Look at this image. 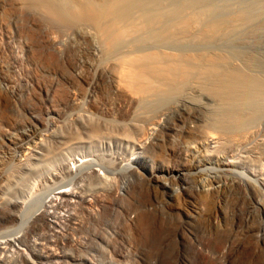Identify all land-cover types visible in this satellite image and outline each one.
<instances>
[{"label":"rangeland","instance_id":"rangeland-1","mask_svg":"<svg viewBox=\"0 0 264 264\" xmlns=\"http://www.w3.org/2000/svg\"><path fill=\"white\" fill-rule=\"evenodd\" d=\"M20 2L18 0H0V155H4L6 152V155H4V159H6L11 150L14 155L18 153L15 156L19 158L18 160L14 158L6 159L0 165V174L4 175L0 182V197H2L0 198V217L4 214V206H9V203L12 205L16 201L20 203L18 208L23 209L31 207L38 201L45 208L46 212L48 211L47 219L49 223L44 224V226H41L42 228L36 230H32L29 225L26 229L27 233H22L18 239L20 240L21 237L23 240H33V242L30 241L31 244L36 242V245H33L38 247L43 246L44 249L41 247L43 255L51 253L46 258L47 260L49 259V262L51 257L52 259L57 258L59 261L62 258L65 259V253L66 255H75L77 253L73 248L66 247L67 245L60 246L58 244L60 246L59 248L57 244H53V240H88V238H92L93 240H106L107 236L110 238H108L109 240H118L120 242L118 244L119 247L122 243L121 245L128 247L129 250L132 249L135 254L133 259L129 261L133 262L132 264H264V188H262L257 180L258 177L264 179L263 160L260 162L257 157L247 152L248 150L243 146L237 147L236 145V148L234 142H232L233 138L231 139V135L228 136L222 133L221 135L214 131L216 134L218 133V136L214 134V137H212V130H210L211 136L208 137L210 139L212 138L214 142L206 141V144L205 141L201 143L193 141L190 145L194 148L188 150L190 153L186 151V159L193 160L195 157V160L201 162V171L198 172L197 176L190 175V182H188L189 180L187 181L188 183L183 181V184L197 194L196 188L202 185L211 187L212 184H217V182L227 183L226 185H230V187L227 186L220 191L221 193L218 192L216 204H208L202 201L198 194L195 201H186L181 194L182 190L178 184L180 182L176 181V183H172V189H170L169 193L163 196L167 198L165 200L166 202L160 200L159 197V201L162 203L158 202L156 209L134 212L132 219L129 220L132 223L131 225L128 218L125 217L124 220V214L113 225H111L110 221H107L108 224L101 223V219H104L102 217L99 218V214L103 210L95 205L94 209H91L89 212L98 218L97 222L100 219L98 229L96 225L93 228L95 231L92 229L91 233L83 231L82 233L75 234L73 232L70 227L71 218L75 216L74 213L77 215V211H79L76 210L79 205L77 204L78 201L80 199L90 200L94 188H100V182H102L105 176L107 178L110 177L108 179L120 187V191L125 193V197L130 206L134 202L145 203L150 199L149 188L146 184L141 183V179L144 178L143 171L149 174L156 171L157 168L151 167V164L148 163V168L145 165L146 168L139 169V171H142V175L140 173L134 174L132 170L120 172L122 162L127 163L130 159L133 160L135 166H141L143 165L142 160L145 155L152 159L156 158L155 166L170 164V166H179L182 159L179 162L167 154L169 151L166 149L168 144L165 148L167 153L164 152L160 155L156 153L158 149L154 154L152 151L150 153H146V151L140 153L143 149L134 148L131 144H127L121 140H110L100 136L89 139L85 135L86 133L81 131L84 129V122L88 124L94 120L96 122L100 120L99 123L101 124L103 121H108L107 123H109L111 128L116 123L115 128H112L113 133H116L118 131V123L126 122L132 116V113L126 112V109H124L128 108V100L114 94L106 83L98 82L95 84V88L90 87L88 89L89 84L87 82L92 79L95 80V78L91 74L92 72H88L89 70L83 66V62L88 60V56L85 49L86 41L78 33V27L75 29L73 25L63 26L62 24L46 21L43 18V13L36 7L33 9V7L28 6L29 9L27 8L26 10L27 5ZM95 81H99V78ZM3 88L5 89L3 90ZM87 91H89L88 94ZM198 97L197 102L202 104L204 102L205 106L210 102L207 96L198 95ZM119 101L122 102V105ZM5 104H8L11 109H8ZM168 104L164 106L165 108L167 107L166 109L164 107H157L154 110L152 115L143 122L142 134L134 136V141H138V139L145 140L147 135L155 139H162L163 137L169 141L178 140L181 138L179 134L172 132L168 134V127L175 126V128L178 127L181 130L186 125H194L197 128L198 125L203 123V121L199 122V119L197 121L194 118H187L185 113L188 109L193 110L191 107H187L186 109L181 104ZM132 109H134V106H132ZM196 110L194 108V111L199 114V118L203 119L205 115L203 110H199V107ZM152 118L155 121L159 119L161 122L158 120L159 122L157 121L156 124H154L155 122L151 123ZM151 124H153V128ZM79 130L83 133H81L83 136L81 135L82 138L76 141L77 143L75 142V145L72 144L62 149L55 147L56 139L61 133L69 136L71 133L79 132ZM215 136L218 138H215ZM255 138L256 140L257 138L261 139V136L256 137L255 135ZM23 139H25L24 141L28 140L25 146L29 147L24 149L27 154L23 150L21 155L22 151L16 145H19ZM215 140L220 142H215ZM33 142L38 144H34ZM255 144L260 146L257 141ZM47 145L52 149L48 155H46L47 153L45 151ZM198 152L201 153L199 154ZM243 154L246 157L242 156ZM249 154L253 158H248L250 157ZM217 155L221 158L225 157L226 160H232V165H219L216 160ZM253 162L256 163L253 164ZM257 162L259 163L258 165H256ZM85 163H88V165ZM74 164H79L77 165L78 169L72 167ZM103 164L108 165L112 172L109 169L108 172H105L101 166ZM69 167L72 171H68ZM221 168L227 169L221 170ZM239 171L246 172L250 176L251 181L243 182L240 179ZM5 172L6 174H4ZM79 173L81 174L79 175ZM193 176L196 178V181ZM100 177L101 179H99ZM235 179L239 180L236 181ZM139 180L141 181L140 183ZM166 181L168 180L166 179ZM170 181L171 179L168 182ZM238 182H242L243 184L238 187L239 190L234 187ZM258 184L260 186H257ZM8 187L11 189L6 191ZM16 187L18 188L16 189ZM131 191L134 194H131ZM141 195L143 196L141 197ZM9 197L10 199L7 200ZM9 200L11 201L7 203ZM13 200L15 201L12 202ZM132 200L134 201L132 202ZM80 211L79 214L81 213L82 215L80 214L81 217L78 218L80 220L76 221L89 224L86 212L83 210ZM125 221L128 222L125 223ZM2 222L5 223L4 221ZM128 223L129 225H127ZM14 224L16 225L14 222H8L4 226L0 225V231L2 232L3 229L5 231L11 226H14ZM107 230L109 232L106 234L105 231ZM68 231L71 232L69 233ZM95 232L96 234H94ZM10 239H14V236L10 237ZM0 240L3 239L0 238ZM49 240L50 242L52 240V245ZM48 242L50 245H48ZM1 246L4 247L5 245L2 244ZM18 247L23 252L28 251V249L23 248V245L20 246L16 243V249L12 247L5 248V250L7 249L6 253L5 251H1L2 257L5 254L8 256L13 255L14 257L18 254ZM54 249H58V251ZM91 253L94 254V252ZM29 254L27 255L28 258L30 257ZM68 258L66 257L68 261L63 259L66 264H76L80 261L84 263L89 260L88 258L85 260V258L80 257V259L74 258L75 260L72 258H69V260ZM43 260L41 261L42 263H38L47 264V260ZM91 261L94 264L104 263L102 259L96 260L92 258ZM0 264H3L2 260ZM85 264H88V262H85Z\"/></svg>","mask_w":264,"mask_h":264},{"label":"bare ground","instance_id":"bare-ground-1","mask_svg":"<svg viewBox=\"0 0 264 264\" xmlns=\"http://www.w3.org/2000/svg\"><path fill=\"white\" fill-rule=\"evenodd\" d=\"M18 1H21L20 3L23 2L25 3V5H27L26 10L28 6H30L31 8L33 7V9H35L34 7H36L38 10H40V12L43 13V18L46 21L48 20L51 21V23L54 22L55 24H62L63 26L73 25L75 29L78 27V33H80L81 37H83L86 41L85 49L88 56V60L83 62V66H85L86 69L89 70L88 72H92L91 74H93L95 80L99 78V81H95L92 79L91 81L87 82L89 84L88 89L90 87H94L98 82L103 84L106 83V85L114 94L128 100V108L124 109H126V112L132 113V116L129 120L127 119L128 121H123V123L121 124L120 122L118 123V131L116 133H113L112 130V128H115L116 123L115 125H113L114 127L111 128L109 126V123H107L108 121H103L101 122V124L99 123L100 120L97 122L94 120L93 122H90L88 124L84 122V129L81 131L86 133L85 135H87L89 139L100 136L110 140H121L126 142L127 144H131L134 148L143 149V151H140V153L145 151L146 153H150L152 151L154 154L158 149L156 153L162 155V153L166 152L167 149L169 151L168 153H166L171 158L179 162L181 161L180 159H182L179 166H170L171 164L155 166V163L157 161L156 158L152 159L151 157H147L145 155L142 160L143 165L141 166H135L133 164V160L130 159L127 163L122 162L120 172L132 170L134 174L140 173L142 175L144 173V178L141 179L142 182L139 180V183L141 182L142 184H146L148 186L150 199L145 203L134 202L133 205L130 206L128 200L125 197V193H122L120 191V187L112 183L110 179H108L110 177L107 178L105 174L102 182H100V188L93 186V183L92 186L95 188L91 194L90 200L80 199L78 203L76 202L77 204H79L78 209L76 210H83L84 212H86L89 224L83 223L82 221L78 222L80 220H78V218L81 217L80 214H84L82 211H80V214L79 211H77V215L76 213H74L75 216H72L71 225L70 223L69 225L75 234L82 233L83 231L91 233L92 229L96 225L98 229V226H100V219L98 223V218H96L95 215H92L93 213L89 212L91 211V209H94L95 205L99 206L101 210H103L102 213L100 211L101 214H99V218L102 217L105 221L101 219V223L108 224V222L110 221L111 225H113V223H115L120 217H122V214H124V220L126 217L129 221L132 219V215L134 214V212L156 209L158 207L157 203L161 202L159 201V197L160 200L165 201L167 198H164L163 196L169 193L170 189H172V183H176V181L180 182L177 183L180 185V188L182 190L181 194L186 201H195V199L198 197V194L201 197L202 201H205L208 204H216V197L218 192L222 191L227 186L230 187V185H226L227 183L217 182V184H212L211 187H209L208 185L207 187L206 185H202L199 188H196L197 194L192 192L191 189L188 188V186H184L183 184V181L187 182L189 180L190 175L197 176L198 172L201 171V162L195 160V157L193 160L186 159V151L191 150L190 148H194L192 145H190L193 141H197L198 143L204 141L205 143L206 141L214 142L212 138L210 139L208 137L211 136L210 130L213 131L212 137H214V134L217 135L218 133H222L224 135L227 134L228 136L231 135V139L233 138L232 142H234L235 147L236 145L237 147L243 146L248 150L247 152L257 157L260 162L261 160H263L264 163V0ZM5 88H3V90ZM1 92L3 93V91ZM88 93L89 91H87V94ZM198 95H202L204 97L207 96L210 102L208 104L206 103V106L204 102V105L200 102L198 103ZM168 103H173V105L181 104L186 109L187 107H191L193 110L188 109L185 113L187 115V118H194V120L197 121L199 119V122L203 121V123H201L200 125L197 124V128L194 127V125H186L184 128L181 127V130H179L178 127V129L175 128V126L168 127V134H171V132L179 134L181 138L178 140L169 141L163 137L162 139H155L151 138L150 135H147V137H145V140L138 139V141H134V136L142 134L141 131L144 127L143 122H145V120L152 115L157 107L162 108ZM6 105L8 109H11L8 104H5V106ZM124 105L126 106V104ZM132 106H134V109H132ZM197 107H199V110H203V113L205 114L203 119H200L199 114L194 111V108L196 110ZM158 120L155 121V119L153 120L152 118V122H150H155L154 124H156ZM151 125V127L153 128V124ZM81 131L79 130V132L76 131L74 133H71V135L69 136L67 134L63 135L61 133V135H59V137L56 139V142L54 144L55 147H57V149H62L72 144L75 145V142L79 141V139H81L83 136V133ZM214 131L218 133L216 134ZM255 135L256 137L261 136V139L257 138L256 140ZM217 136H215V138H218ZM24 140L25 139H23L19 145H16L19 146L20 150L22 151L21 155L23 153V150L29 147L25 146V143L28 140ZM256 141L259 142L260 146L255 144ZM215 142L220 141L215 140ZM33 143L38 144L36 142ZM167 144L168 147L166 148ZM49 145L45 147V151L47 153L46 155H48L52 150L51 148H49ZM3 151L5 152V150ZM4 155H6V152L4 153ZM4 155H0V165L4 163L6 159H19L17 158V156H15L18 155V153L14 155L11 150L9 152L8 158L4 159ZM242 156L246 157V155L244 154ZM248 158L253 157L250 155V157ZM216 160L221 166L232 165V160H226L225 157L221 158L219 157V155L216 156ZM148 163L151 164V167L153 166V168H157V170L149 174H147L145 171H143V173L142 171H139L140 168L144 169L146 168V166L148 168ZM255 163L256 162H253V164ZM40 164L38 163V165ZM85 164L88 165V163ZM258 164L259 163L257 162L256 165ZM77 165L79 164H74V166L72 167L78 169ZM101 166L104 168L105 172L111 170L109 169L108 165L106 166L105 164H103ZM226 169L221 168V170ZM70 170L71 168L69 167L68 171ZM110 172H112V170ZM4 174H6V172ZM80 174L81 173H79V175ZM239 175L240 179L243 182L251 181L250 176L246 172L241 171ZM3 177L4 175L0 174V182ZM99 179H101V177ZM166 179L168 181L171 179V181L168 182L166 181ZM195 179L196 178H194V180ZM232 180L234 181V179ZM257 180L262 188H264V179L258 177ZM188 182H190V180ZM240 185H243L242 182H238V184L234 187L238 188L240 187ZM260 185L258 184L257 186ZM17 188L18 187H16V189ZM10 189L11 188L8 187L6 191ZM130 193L132 194L133 191H131ZM142 196L143 195H141V197ZM8 199H10V197L7 198V200ZM63 199L66 200L65 198ZM11 200H9L7 203H9ZM14 201L15 200H13L12 202ZM133 201L134 200H132V202ZM19 204L20 203L15 201L12 205L10 203L9 206L5 205L4 214L0 217L1 226H4L8 222L16 223V225L14 224V226H11L10 228L7 227L8 229H6L5 231H3L4 229L2 230V232L0 231V238L3 239L0 240V261L2 260L3 264H39L38 262H41L43 259H45L46 261V258H48L51 253H46L47 255H43L41 249V247L43 248V246H39L41 249L40 250L38 246H35L36 242L33 243L35 245L31 244L33 240H30V242L28 239H21V237L19 240L18 237L22 233H27L26 229L29 227V225L32 230H36L42 228L41 226H44V224H48V211L46 212L45 208L41 205V203L39 204L38 201H36L31 207L23 208V206L21 205L23 209H20V207L18 208ZM42 204L44 205V203ZM2 221H4L5 223H3ZM32 221L34 222L32 223ZM128 221H125V223ZM129 222L131 225V221ZM127 225H129V223ZM93 231L95 230L93 229ZM68 232L70 233L71 231ZM96 232L94 234H96ZM105 232L107 234V232L109 231L107 230ZM114 233H116V231H114ZM113 235L115 236V234ZM13 236L14 239H10V237ZM106 238V240H93L92 238H88V240H53V244H60V246L67 245L66 247H71L77 252L75 255L70 254L71 256L66 255L65 253V259L66 257H69L70 259H76L80 257L83 259L85 258V260L86 258H88L89 260L85 261L88 262V264H94L91 261L92 258H95L96 260H104V263L101 264L133 263L129 262L135 255L132 249L129 250L128 247L121 245L122 243L119 247L118 244L120 242L118 240H109L110 238L107 236ZM16 243H18V245L20 246L23 245L24 249H28L29 252L27 250L26 251L28 252V254H31H29L31 258H28L27 252H23V250L19 247L17 248L18 254L14 257L13 255L8 256L6 254L2 257L1 251H5L6 253V250L8 248L12 247L16 249ZM50 243L48 245H50ZM2 244H4L5 246L2 247ZM60 246L58 245L59 248ZM5 248L7 249L5 250ZM56 251H58V249ZM91 252H94V254ZM54 254L56 253L54 252ZM54 259H52L51 257L50 262L48 259L46 263L66 264L64 258L59 261L57 260V258ZM85 262L82 263L80 261L75 263L85 264Z\"/></svg>","mask_w":264,"mask_h":264}]
</instances>
